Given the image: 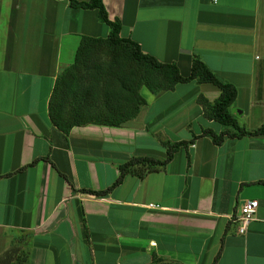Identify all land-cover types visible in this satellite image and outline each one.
Instances as JSON below:
<instances>
[{
	"label": "crops",
	"instance_id": "1",
	"mask_svg": "<svg viewBox=\"0 0 264 264\" xmlns=\"http://www.w3.org/2000/svg\"><path fill=\"white\" fill-rule=\"evenodd\" d=\"M101 1L145 52L183 70L196 55L233 84L228 110L250 116L235 117L246 130L264 123V0ZM108 33L94 9L68 0H0V262L18 247L25 264H148L153 253L181 264H264V135L219 144L201 135L227 130L197 100L214 101L215 86H142L145 105L119 126L66 134L53 125L48 100L81 36ZM178 141L190 142L163 167L127 173L104 196L87 191L110 187L133 157L164 159ZM249 199L256 211L239 234Z\"/></svg>",
	"mask_w": 264,
	"mask_h": 264
},
{
	"label": "trees",
	"instance_id": "2",
	"mask_svg": "<svg viewBox=\"0 0 264 264\" xmlns=\"http://www.w3.org/2000/svg\"><path fill=\"white\" fill-rule=\"evenodd\" d=\"M68 1L73 8L94 9L98 19L109 27V33L106 37L81 36L73 64L56 78L48 100V114L59 130L67 134L72 127L88 123L119 126L133 119L145 105V99L140 94L142 86L158 94L173 89L176 84L194 80L211 84L219 90L218 97L212 102L203 95L198 96L197 100L207 118L227 128L218 134L205 129L201 135L210 136L215 144L221 143L224 137L264 135V123L254 130H246L238 123L228 110L236 98V87L219 79L198 56L192 57L186 70L176 62L160 61L145 52L136 40L120 35V20L108 18L101 0ZM101 105L106 111H89ZM189 142L167 144V154L162 160L133 157L119 165V175L110 187L101 191H87L104 196L122 182L125 174L132 173L141 178L146 172L163 167L178 148ZM25 262L24 253L8 251L0 264ZM148 264L181 263L153 253Z\"/></svg>",
	"mask_w": 264,
	"mask_h": 264
},
{
	"label": "built area",
	"instance_id": "3",
	"mask_svg": "<svg viewBox=\"0 0 264 264\" xmlns=\"http://www.w3.org/2000/svg\"><path fill=\"white\" fill-rule=\"evenodd\" d=\"M149 208H159L158 204L150 203L148 204ZM257 207L256 199H249L243 203L240 208V213L237 216L239 222L238 233L244 234L246 232L247 224L253 219L254 213Z\"/></svg>",
	"mask_w": 264,
	"mask_h": 264
},
{
	"label": "rangeland",
	"instance_id": "4",
	"mask_svg": "<svg viewBox=\"0 0 264 264\" xmlns=\"http://www.w3.org/2000/svg\"><path fill=\"white\" fill-rule=\"evenodd\" d=\"M240 111H241L240 109L233 110L235 117H237L238 120H239L241 123H246V124L250 123V121H251L250 116H249V115H241V114L239 113ZM9 251H11V252H12V251H15V253H16V251H17V253H23V252H25V251H23L21 248H18V247L12 248V249H10ZM7 253H8V252H7ZM24 254H26V253H24Z\"/></svg>",
	"mask_w": 264,
	"mask_h": 264
}]
</instances>
